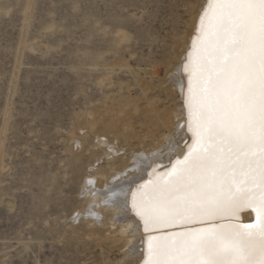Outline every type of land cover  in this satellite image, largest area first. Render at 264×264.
Masks as SVG:
<instances>
[{"label": "rangeland", "instance_id": "rangeland-1", "mask_svg": "<svg viewBox=\"0 0 264 264\" xmlns=\"http://www.w3.org/2000/svg\"><path fill=\"white\" fill-rule=\"evenodd\" d=\"M168 3L0 0V264L136 263L140 243L124 257L111 224L77 217L88 206L73 137L88 131L96 143L95 127L112 139V85L129 80L112 74L117 32L129 38L127 58H146Z\"/></svg>", "mask_w": 264, "mask_h": 264}, {"label": "snow or ice", "instance_id": "snow-or-ice-1", "mask_svg": "<svg viewBox=\"0 0 264 264\" xmlns=\"http://www.w3.org/2000/svg\"><path fill=\"white\" fill-rule=\"evenodd\" d=\"M182 67L191 141L126 202L142 264H264V0H206Z\"/></svg>", "mask_w": 264, "mask_h": 264}, {"label": "bare ground", "instance_id": "bare-ground-1", "mask_svg": "<svg viewBox=\"0 0 264 264\" xmlns=\"http://www.w3.org/2000/svg\"><path fill=\"white\" fill-rule=\"evenodd\" d=\"M205 5L206 0H169L167 5L160 6V12L165 16L163 21L160 20L161 23L158 22L161 33L149 39L147 57L143 59L131 56L132 60L126 57L131 53L129 38L118 31L117 44L114 45L122 47L119 48L121 53L112 60V74L116 70L121 71L129 80L122 83L118 77V83L113 82L112 85V97H115L112 98L110 111L112 139L109 141L105 137V131L96 132L94 126L95 133L92 135H95L96 143H89L88 131L80 137H73L79 150L76 155L71 154L74 162L78 164L79 161L78 175L82 179L79 194L83 197L82 203L88 206H82L86 210L77 211L76 215L89 223H98V226L111 224L110 227L115 229L112 230V244L120 242L124 248L128 246L124 257H129L140 243L139 249L132 253V256L138 257L134 264H142L145 258L146 234L135 217L127 214L130 208L126 202L130 200V192L135 190L134 184L145 183L152 178L149 174L153 166H162L159 169L162 173L165 167L170 166L173 158L183 157L182 146L191 141L186 131L184 99L187 81L182 66ZM132 120L138 121L136 125L139 130L136 131L135 125L128 124ZM178 125L185 127L181 129ZM83 152L87 153L85 157L82 156ZM252 217L250 211L241 210L239 213V220L243 223L250 222ZM157 234L160 233L149 235Z\"/></svg>", "mask_w": 264, "mask_h": 264}, {"label": "water", "instance_id": "water-1", "mask_svg": "<svg viewBox=\"0 0 264 264\" xmlns=\"http://www.w3.org/2000/svg\"><path fill=\"white\" fill-rule=\"evenodd\" d=\"M181 158H182V157H181ZM158 168L161 169L162 166H159ZM239 221H240V220H239ZM240 222H241V221H240ZM250 222H255V217H254V215H253L252 220H251ZM250 222H247V223H250Z\"/></svg>", "mask_w": 264, "mask_h": 264}]
</instances>
